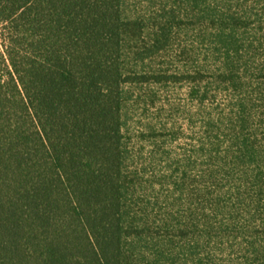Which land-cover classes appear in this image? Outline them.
<instances>
[{
	"label": "trees",
	"instance_id": "trees-1",
	"mask_svg": "<svg viewBox=\"0 0 264 264\" xmlns=\"http://www.w3.org/2000/svg\"><path fill=\"white\" fill-rule=\"evenodd\" d=\"M189 1L215 78L239 90L242 73L264 77V0ZM178 17L130 16L123 0H0V264H215L197 203L141 192L125 163L123 84L149 78L126 77L127 58L165 49ZM234 100L226 157L262 188L264 139L247 131L249 100Z\"/></svg>",
	"mask_w": 264,
	"mask_h": 264
},
{
	"label": "rangeland",
	"instance_id": "rangeland-1",
	"mask_svg": "<svg viewBox=\"0 0 264 264\" xmlns=\"http://www.w3.org/2000/svg\"><path fill=\"white\" fill-rule=\"evenodd\" d=\"M246 5L252 6V0L244 2ZM123 7L130 16L158 15L160 9L174 7L183 20L165 49L144 61L132 54L127 58L126 77L149 78L123 84L126 166L139 172L135 180L140 182L141 192L162 197L182 193L197 203L194 211L213 227L209 228L213 238L205 252L208 259L215 264H240L250 255L251 264H262L247 245L253 233L257 244L264 246V205L257 204L258 194L264 197V172L263 187H255L231 164L226 150L232 128L224 117L232 111L236 97L247 98L252 109L247 131L264 139V77L258 78L253 71L242 73L244 87L239 90L227 88L228 83L215 78L217 66L206 59L211 39L206 36L205 21L194 22L198 11L191 8L189 0H123ZM244 37L253 40V25Z\"/></svg>",
	"mask_w": 264,
	"mask_h": 264
}]
</instances>
